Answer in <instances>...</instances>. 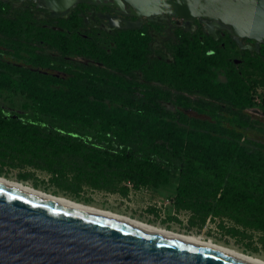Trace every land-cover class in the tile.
<instances>
[{"label": "trees", "instance_id": "obj_1", "mask_svg": "<svg viewBox=\"0 0 264 264\" xmlns=\"http://www.w3.org/2000/svg\"><path fill=\"white\" fill-rule=\"evenodd\" d=\"M60 22L55 29L36 20L26 2L0 0V32L9 41L46 38L60 52L93 62L72 70L63 59L54 66L47 54H30L31 67L67 74L58 77L0 60V92L20 95L25 111L0 107V166L43 171L53 186L74 195L85 186L124 196V182L133 190L156 189L175 178V210L188 211L199 224L226 218L262 232L258 241L264 249V142L236 130L248 126L241 111L252 104L256 87L264 108V44L250 54L229 38L219 45L210 36L184 34L169 46L172 61L166 62L153 54L146 33H81L75 13ZM129 76L153 89L158 87L147 84L200 97L176 93L168 108L136 95Z\"/></svg>", "mask_w": 264, "mask_h": 264}, {"label": "water", "instance_id": "obj_2", "mask_svg": "<svg viewBox=\"0 0 264 264\" xmlns=\"http://www.w3.org/2000/svg\"><path fill=\"white\" fill-rule=\"evenodd\" d=\"M40 1L37 6L49 16L64 15L79 2L96 3ZM106 4L116 13L136 18H198L235 40L264 44V0H110ZM114 21L117 24L118 18ZM106 26L114 27L109 21ZM0 264L241 263L0 187Z\"/></svg>", "mask_w": 264, "mask_h": 264}, {"label": "rangeland", "instance_id": "obj_3", "mask_svg": "<svg viewBox=\"0 0 264 264\" xmlns=\"http://www.w3.org/2000/svg\"><path fill=\"white\" fill-rule=\"evenodd\" d=\"M26 6L34 9L36 13L33 14L36 20H44L46 25H52L54 27H56V25L61 26L60 20H64V18L53 19L45 17L47 14L44 9H37L31 2H26ZM38 13L43 17L40 18ZM94 22L100 23L103 26L102 19L101 21L96 19ZM89 25H93L92 22ZM146 27L152 28V32L157 33L154 24L145 22H143V27L140 31L145 30ZM55 29H57V27ZM8 38V36L0 32V60L9 63L26 66L58 77H66L67 74L53 67H31L27 63V60L30 59V54L33 52L36 54H47L48 57L55 59V62L52 63L54 66H58L56 64L57 60L63 59L70 63L72 70L77 64L89 65L93 63L82 56H71L60 52L53 47L46 38L36 39L28 35L25 36V38L11 36V41H9ZM240 43L248 45L249 47L254 46L252 42H247L245 39L240 40ZM256 46H258V44ZM218 78L223 80L220 74ZM128 79L137 85L135 89L136 95L157 99L158 102L168 108H172L171 103H173L176 93L187 96L192 100L200 97L195 93L175 91L172 88L161 86V84L157 82L148 83L147 85H155L158 87L153 89L150 86H144L141 79H137L134 76H129ZM261 90V88L256 87V91H254L253 99L258 100V102L253 101L250 106L243 108L241 111L249 120L248 126L243 129L237 128L236 130L241 131L243 136L254 141L264 142V134L260 131V129L264 127V108L260 105ZM221 106L223 107L224 104H221ZM0 107H2L5 112L25 114V111L22 109V98L20 95L11 91L5 90L0 92ZM183 111L191 116L198 115L193 109H186ZM226 114L227 113H225V115ZM223 124L226 127L228 126L226 122ZM0 176L6 179L23 182L46 193L62 195L77 202L110 210L129 217L131 216L139 221L142 220V222L161 226L168 230H174L175 232L185 234L201 235L203 239H209L213 243L258 257L264 261V249L258 241L259 237L263 235L262 232L246 228L243 229L226 218H206L202 224H199L195 218L191 219L188 211L175 210L171 203L175 187V178H172L166 185H161L156 189L140 187L133 190L130 183H128V192L126 195L122 196L115 191L96 190L85 186H83L76 195L64 192L53 186L49 181V175L47 173L29 167L0 166ZM124 184H126V182H124ZM189 220H191V222H189ZM229 228L236 229L237 233H233Z\"/></svg>", "mask_w": 264, "mask_h": 264}, {"label": "flooded vegetation", "instance_id": "obj_4", "mask_svg": "<svg viewBox=\"0 0 264 264\" xmlns=\"http://www.w3.org/2000/svg\"><path fill=\"white\" fill-rule=\"evenodd\" d=\"M110 0H101L97 1L95 4L88 3V2H79L75 4L72 8H70L66 14L61 16H56L58 18L66 19L71 13L77 14L82 24L78 27V31L81 33L87 32L91 29H101L107 33H111L114 30H128L134 29L138 31L140 34H147V40L150 44V47L153 49V54L159 58L162 54L164 61L171 62V56L169 46L173 45L176 41H178L181 35H195L200 34L203 36H210L214 41L219 42V45H222L223 38H229V40H233L237 45V48L241 51H247L250 54L257 51L258 49H263V43L255 44L252 40H247V42H252L254 45L253 47H249L248 45H244L240 43V40L233 39L230 34L222 28H217L215 26H210L202 22L198 18H194L191 20H184L180 18H176L173 16H165V15H157L152 17H140L136 18L134 16H129L126 14H119L115 12V8L112 5H107L106 2ZM27 2V1H24ZM40 0H37V3H33L37 9H41L37 6L40 3ZM23 3V2H21ZM32 3V2H31ZM20 4V3H18ZM18 4H13L17 6ZM125 4V8H126ZM32 13H36L34 9L29 8ZM45 11V10H44ZM39 17L42 18L43 16L39 14ZM45 17H49V15H45ZM115 18H118L117 24H114ZM98 19V21L103 20V26L100 23H95L94 21ZM111 22L114 27L108 28L106 26V22ZM92 22L93 25H89ZM143 22L154 24L157 29V33L152 32V28L146 27L145 30L140 29L143 27ZM116 23V22H115ZM126 23H134L131 26L126 28L122 27ZM86 27H84V26ZM100 25V26H98ZM54 27V26H53ZM102 27V28H101ZM108 29H107V28ZM56 28V27H54ZM260 44V45H259ZM210 51L207 50V53ZM170 56V57H169ZM233 64H238L239 59L233 58Z\"/></svg>", "mask_w": 264, "mask_h": 264}, {"label": "bare ground", "instance_id": "obj_5", "mask_svg": "<svg viewBox=\"0 0 264 264\" xmlns=\"http://www.w3.org/2000/svg\"><path fill=\"white\" fill-rule=\"evenodd\" d=\"M0 187L99 219H103L121 226H125L140 232H144L162 239L211 252L241 264H264V261L258 257L239 252L238 250L236 251L227 248L220 244L213 243L209 239H203L201 235L199 236L193 234H185L175 232L174 230H168L161 226L142 222V220L139 221L135 218H132L131 216L129 217L110 210L101 209L99 207L77 202L62 195H53L50 193H46L20 181H14L0 176Z\"/></svg>", "mask_w": 264, "mask_h": 264}, {"label": "built area", "instance_id": "obj_6", "mask_svg": "<svg viewBox=\"0 0 264 264\" xmlns=\"http://www.w3.org/2000/svg\"><path fill=\"white\" fill-rule=\"evenodd\" d=\"M253 101L258 102V100H254V99H252V102H253ZM128 183H129V182H126V185H127V186H129Z\"/></svg>", "mask_w": 264, "mask_h": 264}]
</instances>
